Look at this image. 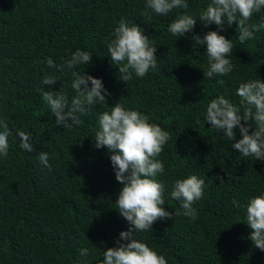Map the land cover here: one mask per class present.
Masks as SVG:
<instances>
[{"label":"trees","instance_id":"obj_1","mask_svg":"<svg viewBox=\"0 0 264 264\" xmlns=\"http://www.w3.org/2000/svg\"><path fill=\"white\" fill-rule=\"evenodd\" d=\"M186 2L187 9L152 13L149 19L143 14L146 0H0V119L7 118L13 133L8 156H0V264H77L82 247L90 250L88 264H101L103 252L117 246L130 227L116 210L123 185L116 180L114 153L96 148L94 136L99 115L118 102L170 133L158 157L165 170L156 179L166 187L165 210L181 213L157 220L135 238L168 264H264L246 213L250 199L264 194V160L244 157L233 147L242 138L239 129L236 140H227L206 119L213 99L224 95L239 105V85L264 80V30L240 43L238 25L225 24L220 34L233 39L234 69L205 78L206 45H195L192 37L217 29L198 19L211 0ZM185 13L198 19L194 30L173 36L170 23ZM122 18L144 29L158 59L155 69L144 77L133 71L127 82L108 50ZM262 22L264 9L249 21ZM77 49L90 52L92 62L63 71L48 66L50 59L63 65ZM73 71L102 79L111 95L81 116L82 125L66 130L56 125L42 91L62 90L70 105L77 94ZM47 76L58 81L43 85ZM249 123L254 131V121ZM17 130L31 133L32 152L20 148ZM41 151L49 153L51 170L38 160ZM192 174L207 185L193 206L196 219L184 216L181 201L171 198L175 182Z\"/></svg>","mask_w":264,"mask_h":264},{"label":"clouds","instance_id":"obj_2","mask_svg":"<svg viewBox=\"0 0 264 264\" xmlns=\"http://www.w3.org/2000/svg\"><path fill=\"white\" fill-rule=\"evenodd\" d=\"M188 7L186 0H146L143 14L151 19L152 13L168 15L174 9ZM262 9L264 0H211L199 13L198 19L205 26H217L216 30L209 31L203 37L199 34L192 37L195 45H206L208 68L205 78L227 76L234 69L230 59L235 46L233 39L220 34L226 30L225 24L230 26L235 22L238 25L236 38L240 43L254 39L257 32L264 30V22L251 24L249 21L254 13H260ZM198 19L186 13L178 15L167 30L173 36L183 37L194 30ZM112 36L114 38L110 40L108 50L113 64L119 66L120 79L123 81L132 79L133 71L136 76L144 77L150 69L158 66L157 48L150 44L149 37L144 35L140 25H130L126 18H122ZM91 62L90 52L77 49L63 65L58 66L50 59L48 66L63 71L64 68L72 69ZM72 77L71 87L77 94L70 105L62 90L42 91V99L55 116L56 125L66 130L82 125L84 121L81 116L87 115L94 106L108 102L107 97L111 95L100 78L76 71L72 72ZM57 81L47 76L42 83L54 85ZM217 82L224 84L223 80ZM236 95L240 98L239 105L224 95L213 99L206 109L207 122L212 129L222 132L227 140H236L235 129H239L242 138L233 147L244 157L253 156L256 160H264V80L259 78L241 83ZM6 119H0V156L3 157L9 154L8 138L13 134ZM150 121V116L127 109L119 102L110 111L99 115V130L94 136L95 147L106 146L114 153L111 161L116 180L123 185L115 202L116 210L130 225L120 233L117 246L103 252L101 264H168L164 255L135 238L136 232L152 230L157 220L172 219L174 215L181 214L165 210L166 187L156 179L165 170L163 161L158 157L171 136L159 124ZM250 121H254V131H250L253 128ZM16 135L21 139L20 148L32 152L31 133L17 130ZM37 158L51 170L49 153L41 151ZM218 179L221 184L224 183L223 177ZM206 187L204 179L192 174L175 182L171 198L181 201L184 216L196 219L198 213L193 206L202 198ZM232 203L240 207L235 198ZM246 213L247 225L252 229L250 239L256 248L264 251V194L250 199ZM90 254L87 247L80 248L79 256L83 259L78 260L77 264H88Z\"/></svg>","mask_w":264,"mask_h":264}]
</instances>
